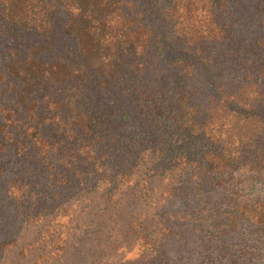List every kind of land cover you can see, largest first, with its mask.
I'll return each mask as SVG.
<instances>
[{
	"label": "trees",
	"instance_id": "obj_1",
	"mask_svg": "<svg viewBox=\"0 0 264 264\" xmlns=\"http://www.w3.org/2000/svg\"><path fill=\"white\" fill-rule=\"evenodd\" d=\"M261 137L264 0H0V263L71 264L74 246L137 241L123 264L165 261L176 220L219 224L191 195L207 175L247 162L264 184ZM262 197L232 196V222L264 230ZM95 201L94 237L61 224Z\"/></svg>",
	"mask_w": 264,
	"mask_h": 264
},
{
	"label": "rangeland",
	"instance_id": "obj_2",
	"mask_svg": "<svg viewBox=\"0 0 264 264\" xmlns=\"http://www.w3.org/2000/svg\"><path fill=\"white\" fill-rule=\"evenodd\" d=\"M259 146L264 147L263 137L260 139ZM254 176L255 172L250 169L247 162L229 176L207 175V179L203 180L204 192L200 194L193 190L191 195L197 202L196 208L203 207L206 204V199L214 202L216 210H219V224L209 227L205 222H193L186 225L184 221L176 220L172 224L173 230L185 232L183 234L177 233L175 236H165L167 258L165 261H156L153 264H264V230L257 228L250 220L248 222H232V214L235 209L232 196L240 202L244 198H250L254 201L264 196V184H260L261 181ZM190 183L194 185L197 182L190 180ZM1 185L2 182L0 181ZM96 203L97 201L89 206L90 215L77 218L75 222L70 223V219L65 217L61 220V224L64 225L68 222L69 227L79 225L82 228L81 237H86L88 233L94 237L100 230L99 227L95 226L94 221L90 223L97 216ZM121 205L125 211L138 212L142 208L141 202L136 201L134 196L130 194H126ZM103 206L100 204L97 206V210ZM74 210H76L74 206L65 205L67 216H73ZM167 210L169 211H166L164 216L173 217L174 209L170 204L167 206ZM113 212L110 211V215L117 222H126L124 214L115 217ZM10 216L11 214L6 209L4 212L0 211V240L10 232ZM35 231L36 228L32 230V232ZM32 232L27 234L32 235ZM102 232H105V229H102ZM143 245V241L131 242L113 251L104 245H96V243H92L89 247L81 244L72 248L70 263L117 264V261L123 264L127 260L138 259L143 254ZM101 254L106 255L100 257ZM147 254H151L149 258L155 257L152 251ZM11 257L12 254H9L8 257L3 255L0 264H9L7 261Z\"/></svg>",
	"mask_w": 264,
	"mask_h": 264
}]
</instances>
